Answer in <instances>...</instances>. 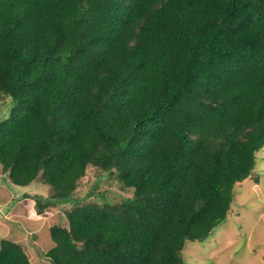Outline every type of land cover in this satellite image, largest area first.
Returning <instances> with one entry per match:
<instances>
[{"label":"trees","instance_id":"1","mask_svg":"<svg viewBox=\"0 0 264 264\" xmlns=\"http://www.w3.org/2000/svg\"><path fill=\"white\" fill-rule=\"evenodd\" d=\"M0 165L38 178L48 264H187L259 181L264 0H0ZM89 166L132 195L81 202ZM0 264L33 263L0 240Z\"/></svg>","mask_w":264,"mask_h":264},{"label":"rangeland","instance_id":"2","mask_svg":"<svg viewBox=\"0 0 264 264\" xmlns=\"http://www.w3.org/2000/svg\"><path fill=\"white\" fill-rule=\"evenodd\" d=\"M7 104L0 99V119ZM255 155L259 181L246 179L236 185L225 222L203 241H186L182 256L187 264H264V147ZM51 192L39 177L27 185L13 184L0 165V240L21 243L33 263H49L45 258L51 246L48 227L65 222L63 209L70 206L63 203L36 213L31 196L46 197ZM85 194L81 202H117L131 196L132 188L123 187L114 173L89 166L73 192L79 198Z\"/></svg>","mask_w":264,"mask_h":264}]
</instances>
